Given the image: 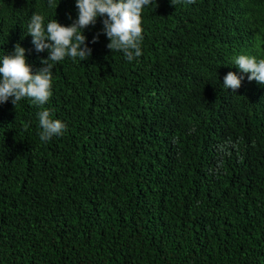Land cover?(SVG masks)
Listing matches in <instances>:
<instances>
[{
	"label": "trees",
	"instance_id": "obj_1",
	"mask_svg": "<svg viewBox=\"0 0 264 264\" xmlns=\"http://www.w3.org/2000/svg\"><path fill=\"white\" fill-rule=\"evenodd\" d=\"M77 11L0 0V61L20 43L35 73L48 51L30 17ZM102 20L83 30L87 59L54 66L44 105L0 103V264H264V85L232 65L264 58V0H153L131 62ZM44 108L67 125L46 143Z\"/></svg>",
	"mask_w": 264,
	"mask_h": 264
},
{
	"label": "clouds",
	"instance_id": "obj_2",
	"mask_svg": "<svg viewBox=\"0 0 264 264\" xmlns=\"http://www.w3.org/2000/svg\"><path fill=\"white\" fill-rule=\"evenodd\" d=\"M54 0H48L49 7ZM173 5L194 3L195 0H170ZM153 0H76L77 17L70 25H63L56 19L44 23V16L33 13L27 25V34L36 52L48 51V56L41 60V67L35 73L26 62L25 48L20 43L14 45L11 54L0 61V103L12 98L16 106L22 99L28 98L35 105H44L52 96L53 68L66 57L72 60L87 59L92 50L85 44L83 30L94 26L98 17H103L101 32L109 40L107 48L122 51L127 61L142 55L143 27L142 13ZM58 5H55L57 7ZM99 34L93 36L96 42ZM232 65L242 73L249 74V81L255 80L264 85V58L241 54L233 58ZM242 77L229 71L224 77L223 86L235 92L240 88ZM41 142H48L53 137L63 136L67 125L60 119H53L46 108L37 112Z\"/></svg>",
	"mask_w": 264,
	"mask_h": 264
}]
</instances>
